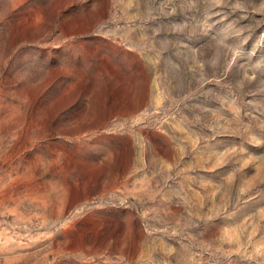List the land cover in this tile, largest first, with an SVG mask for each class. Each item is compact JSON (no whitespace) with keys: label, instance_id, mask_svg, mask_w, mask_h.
Segmentation results:
<instances>
[{"label":"rangeland","instance_id":"rangeland-1","mask_svg":"<svg viewBox=\"0 0 264 264\" xmlns=\"http://www.w3.org/2000/svg\"><path fill=\"white\" fill-rule=\"evenodd\" d=\"M0 264H264V0H0Z\"/></svg>","mask_w":264,"mask_h":264}]
</instances>
